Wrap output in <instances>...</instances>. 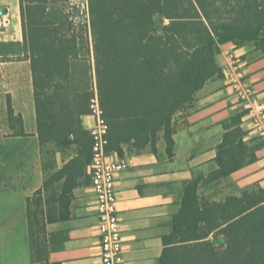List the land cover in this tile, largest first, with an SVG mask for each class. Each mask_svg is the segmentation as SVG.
I'll return each mask as SVG.
<instances>
[{"label": "trees", "instance_id": "trees-1", "mask_svg": "<svg viewBox=\"0 0 264 264\" xmlns=\"http://www.w3.org/2000/svg\"><path fill=\"white\" fill-rule=\"evenodd\" d=\"M70 0H19L25 58L30 60L41 148L72 158L27 199L28 236L34 264H61L52 254L69 237L51 226L71 219L73 193L88 174L95 138L83 126L98 98L107 127V154L158 152L163 140L173 156L178 117L194 108L206 84L224 78L221 47L254 44L264 51V0H87L92 45L68 15L51 6ZM94 59L96 87L72 85V62ZM17 135H25L21 116ZM243 110L224 124L217 169L184 182L179 213L163 237L158 264H264V187L254 185L220 201L201 189L229 179L258 160L263 143L246 141Z\"/></svg>", "mask_w": 264, "mask_h": 264}, {"label": "crops", "instance_id": "crops-1", "mask_svg": "<svg viewBox=\"0 0 264 264\" xmlns=\"http://www.w3.org/2000/svg\"><path fill=\"white\" fill-rule=\"evenodd\" d=\"M229 55L241 62L242 70L264 101V51L254 44L242 47L224 44L220 55L224 78L209 81L197 93L194 108L177 118L172 157L167 155L163 140L158 143L157 154L130 153L125 148L123 157L109 155L108 161L120 167L115 188L124 237L123 264H158L164 251L163 237L171 232L170 222L181 207L184 182L217 169L215 159L225 133L223 126L244 110L227 78ZM24 56L19 0H0V264H34L28 236L27 199L43 188L47 176L37 136L31 65ZM8 106L15 118L21 116L25 135L16 134L21 125L11 124ZM96 124L95 116L83 117L85 129L92 130ZM250 127L248 118L243 117L242 128L248 132L245 139L248 142L257 139ZM257 156L255 163L201 191L218 187L213 200L220 201L244 188L264 187V150ZM66 162L60 164L58 160L53 172ZM97 205L90 181L75 189L71 219L51 226L53 230L65 231L69 237L63 249L52 254L53 261L102 264Z\"/></svg>", "mask_w": 264, "mask_h": 264}, {"label": "built area", "instance_id": "built-area-1", "mask_svg": "<svg viewBox=\"0 0 264 264\" xmlns=\"http://www.w3.org/2000/svg\"><path fill=\"white\" fill-rule=\"evenodd\" d=\"M227 78L234 89L241 106L247 112L252 133L264 146V101L259 97L253 84L242 70L241 62L229 55ZM93 116L96 126L90 130L95 138L94 158L90 166L92 186L96 192L100 228L102 235V264H123L124 237L122 221L117 210L115 177L120 167L108 161L109 154L105 150V134L107 127L100 114L98 98L93 101ZM264 150V147H263Z\"/></svg>", "mask_w": 264, "mask_h": 264}, {"label": "rangeland", "instance_id": "rangeland-1", "mask_svg": "<svg viewBox=\"0 0 264 264\" xmlns=\"http://www.w3.org/2000/svg\"><path fill=\"white\" fill-rule=\"evenodd\" d=\"M70 16L81 30H83L85 38H88L90 46L92 45V35L90 30V16L88 12V2L81 3L80 0H70L65 4H58L51 6L49 9V16L52 19L60 20L66 16ZM72 85L75 90L82 89H95L96 87V76L94 71V59L83 60V61H73L72 62ZM9 107V106H8ZM8 114V109H7ZM54 148H46L43 150V157L45 158V167L47 176L46 179L53 173V169L57 165L59 160L60 164L66 162L71 156L72 152L61 153L57 156ZM228 188L231 187L230 184L227 185ZM244 189H241V191ZM218 187H211L204 189L200 192L202 198H208L213 200L217 197ZM34 196V195H33ZM32 196V197H33Z\"/></svg>", "mask_w": 264, "mask_h": 264}, {"label": "water", "instance_id": "water-1", "mask_svg": "<svg viewBox=\"0 0 264 264\" xmlns=\"http://www.w3.org/2000/svg\"><path fill=\"white\" fill-rule=\"evenodd\" d=\"M86 0H80L81 3H84Z\"/></svg>", "mask_w": 264, "mask_h": 264}]
</instances>
